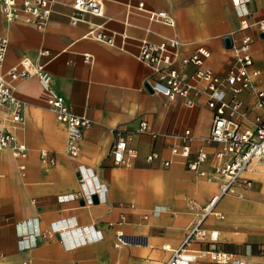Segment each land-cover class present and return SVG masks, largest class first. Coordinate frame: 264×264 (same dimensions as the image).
<instances>
[{
	"label": "crops",
	"instance_id": "crops-1",
	"mask_svg": "<svg viewBox=\"0 0 264 264\" xmlns=\"http://www.w3.org/2000/svg\"><path fill=\"white\" fill-rule=\"evenodd\" d=\"M73 1L54 0L49 21L38 28L24 21L9 22L0 0V37L9 39L0 74L25 56L48 62L53 87L76 113H86L92 121L83 132L79 153L71 154L67 124L50 107L49 91L40 78L7 75L23 102L22 124L14 129L13 144L24 143L28 151L22 157L14 155L11 147H0V264L25 260L33 264H166L201 217L204 205L220 193L219 179L209 175L232 156L219 159L222 144L209 140L213 110L207 95L193 91L196 103L189 105L182 97L170 100L146 89L144 80L152 67L133 53L142 39L160 43L176 38L178 57L189 56L203 45L211 52L205 66L225 75L238 55L236 47L226 46L225 36H232L236 44L250 36L254 48L250 70L258 72L263 87L264 37L254 22L264 17V0H242L241 6L251 12L252 25L246 30L240 28L238 0H105L104 16L85 13L77 23L71 20ZM141 1L144 8L138 6ZM147 10L167 12L175 25L151 19ZM98 24L113 32L118 44L128 35L135 44L132 53L86 37ZM44 49L49 54L41 55ZM176 64L189 76L197 69L180 59ZM240 97L242 115L237 120L242 128L254 130L257 117H264V105L252 87L243 89ZM144 122L148 130L141 131ZM187 128L194 137L192 152L201 147L207 151L201 165L206 175L191 170L187 156L172 153ZM119 133L137 152L128 164L114 161L112 146ZM81 167L95 174L86 189L79 182ZM98 184L106 189L99 190ZM235 189L222 195L215 211L203 218L204 228L218 231L217 240L194 237L188 249L198 252L217 246L238 253L245 264H264V161L245 171ZM94 193L99 200L90 203L87 196ZM65 220L71 226L94 225L103 236L74 246L76 229L69 227L61 234L53 229V225L64 227ZM118 229L124 232L125 243L117 246ZM21 231L28 232L31 241L39 232L44 237L22 250ZM190 264L220 263L203 256Z\"/></svg>",
	"mask_w": 264,
	"mask_h": 264
},
{
	"label": "built area",
	"instance_id": "built-area-1",
	"mask_svg": "<svg viewBox=\"0 0 264 264\" xmlns=\"http://www.w3.org/2000/svg\"><path fill=\"white\" fill-rule=\"evenodd\" d=\"M1 1L3 12L9 22L24 21L38 28H43L53 12L54 0ZM241 2L242 0L237 2L240 28L246 30L252 25V21L248 17L251 12L248 8L242 7ZM73 6L75 9V13L71 17L73 23L81 20L85 13H91L96 16H104L105 14V0H74ZM138 6L144 8L145 4L141 1ZM147 12L151 19L175 25V19L165 11L147 10ZM254 24L258 27L259 35L264 37V17L256 20ZM85 36L115 47L118 46L119 49L131 53L135 45L133 42L128 41V35H123L124 38H127L126 41L118 44L115 34L104 27L103 24L92 27ZM224 40L226 46L233 45L238 52L235 62L225 75H219L208 66H205V60L211 55V52L203 45L199 46L189 56L178 57L177 51L180 43L176 38H169L160 43L142 39L139 41L138 51L133 53L135 57L152 67V71L144 80L146 89L163 93L170 100L182 97L189 105L196 103L192 98L193 91L196 93L203 92L207 95V104L213 110V123L209 140L222 144V148L217 152L219 159H224L227 154L232 156L209 175L212 179H219L220 193L214 195L204 205L201 217L190 228V232L182 246L173 249V255L166 264H190L195 259L203 256L210 257L220 264L246 263L238 253L222 250L217 246L201 249L198 252L188 249L194 237L202 241L206 238L211 241L217 240L218 231H208L204 228L202 226L203 218L215 211V203L222 195L236 192L235 185L245 171L252 169L259 160L264 161V117H257L256 129L254 130L242 128L239 120H237L242 115L243 100L240 97V93L243 89L248 87L256 89L258 102L264 105V86H259L258 72L250 70V66L254 62L252 38L246 36L239 44H236L230 35H226ZM8 45L9 39L0 37V69L7 59ZM47 54H49L47 49L41 51V55ZM85 56L87 59L92 58L89 54ZM179 59L185 64H195L197 66L196 71L190 76L183 73L176 64ZM47 63L45 61L36 62L31 57L25 56L18 65H14L6 73L0 74V147H11L13 154L16 156L24 157L28 151L24 143L13 144L16 141L14 129L22 124L23 102L16 95L15 89L8 80L7 75L12 77V79L21 76L27 78L33 75L40 78L41 83L49 91L48 102L50 107L56 113L58 119L67 124L69 133L67 150L71 154L77 155L79 153L83 132L91 125L92 121L89 115L76 113L67 103L65 97L53 87V78L47 68ZM140 130H148V123L144 122ZM154 135L157 136L158 133H154ZM193 138L191 129H185L184 133L180 135L182 142L173 145L172 153L183 157L187 156L189 158L188 167L200 175H206L207 172L201 168V165L207 157V151L201 147L193 153L190 145ZM112 152L117 165L128 164V159L137 155L136 150L129 147L128 139L123 133L118 134L113 143ZM154 155L156 154H150L148 158H153ZM165 163L169 165L170 160L168 159ZM22 168L24 169L23 165ZM93 171L88 167L79 169V182L83 188H85L89 179L95 177ZM247 185H251V181H248ZM97 186L101 191L106 189L104 184H98ZM81 195L82 193H79V196ZM87 200L90 203L93 202L92 194H88ZM63 222L64 227L59 226L56 228L53 225V229L60 234L62 230L69 227L76 229L77 236L72 241L74 246L103 236L102 230L94 225L79 226L74 223L75 225L71 226L69 220ZM42 237L44 235L39 232L31 241L29 240V233L21 231L19 233L20 248L23 250L34 247ZM116 237L117 246L125 243V234L122 230H117ZM22 264L33 263L30 260H25Z\"/></svg>",
	"mask_w": 264,
	"mask_h": 264
},
{
	"label": "water",
	"instance_id": "water-1",
	"mask_svg": "<svg viewBox=\"0 0 264 264\" xmlns=\"http://www.w3.org/2000/svg\"><path fill=\"white\" fill-rule=\"evenodd\" d=\"M92 197H93V200H94L95 202H97V201L99 200V197H98V195H97L96 193H94V194L92 195Z\"/></svg>",
	"mask_w": 264,
	"mask_h": 264
}]
</instances>
